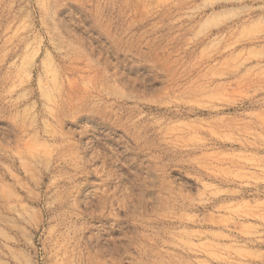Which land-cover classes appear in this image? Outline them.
Returning <instances> with one entry per match:
<instances>
[{"label": "rangeland", "instance_id": "1", "mask_svg": "<svg viewBox=\"0 0 264 264\" xmlns=\"http://www.w3.org/2000/svg\"><path fill=\"white\" fill-rule=\"evenodd\" d=\"M0 264H264V0H0Z\"/></svg>", "mask_w": 264, "mask_h": 264}]
</instances>
